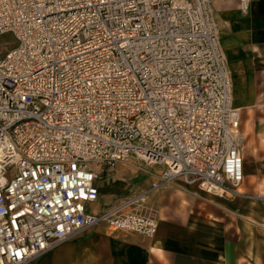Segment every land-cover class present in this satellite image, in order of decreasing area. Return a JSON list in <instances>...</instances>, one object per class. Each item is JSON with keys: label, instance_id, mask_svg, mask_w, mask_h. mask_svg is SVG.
I'll return each mask as SVG.
<instances>
[{"label": "built area", "instance_id": "1", "mask_svg": "<svg viewBox=\"0 0 264 264\" xmlns=\"http://www.w3.org/2000/svg\"><path fill=\"white\" fill-rule=\"evenodd\" d=\"M215 1L233 0H0V37L16 40L0 51V264H31L100 223L152 238L157 210L139 202L164 187L240 194ZM132 160L159 169L150 190L90 212L96 181Z\"/></svg>", "mask_w": 264, "mask_h": 264}, {"label": "crops", "instance_id": "2", "mask_svg": "<svg viewBox=\"0 0 264 264\" xmlns=\"http://www.w3.org/2000/svg\"><path fill=\"white\" fill-rule=\"evenodd\" d=\"M213 9L245 136L241 195L197 196L175 186L152 191L148 198L159 221L154 237L100 223L31 264H264V0L253 1L246 14L238 0L215 1ZM137 177L131 174L127 182ZM155 180L149 176L125 192L148 191ZM112 183L107 196L114 194ZM119 194L102 203L101 214L115 197L127 196Z\"/></svg>", "mask_w": 264, "mask_h": 264}, {"label": "rangeland", "instance_id": "3", "mask_svg": "<svg viewBox=\"0 0 264 264\" xmlns=\"http://www.w3.org/2000/svg\"><path fill=\"white\" fill-rule=\"evenodd\" d=\"M15 45H16V40L14 39V36L11 33H7V34L0 37V51L2 53L14 48ZM233 91H235L234 84H233ZM132 161H135V163L140 164V162L138 160H132ZM124 165H126V164H121L120 166H117L114 171L105 173L102 179L97 180L96 186L99 188V190H103L105 188L107 182H113L112 183V192L114 193L113 195H115V193L117 192V193H120L119 194L120 196H124V195L129 196L130 193L127 194L125 192V188L127 189V191H132V189L138 187L139 185L144 184L148 180L149 175L143 174L142 172H137L136 168L134 169V168L127 167V166L124 167ZM91 166L94 168L95 164H91ZM157 169L158 168H152L151 170H154L156 172ZM131 174H134L138 177L136 179H132L128 183L127 178H129V175H131ZM100 194H101V197H100L101 199L99 200L100 203H98V204L94 203V204L89 205L90 209L93 210L96 214L99 213L100 208H103L102 203L108 201L113 196L112 195V196L107 197L105 195L106 192L104 193L101 191H100ZM122 198H125V196L124 197H115L112 201V204L113 205L116 204ZM149 201L150 200L147 197L146 209H150V210L152 209V210L156 211L157 209H156L155 205L149 203ZM101 205H102V207H101ZM101 213H102V211H100V214Z\"/></svg>", "mask_w": 264, "mask_h": 264}, {"label": "bare ground", "instance_id": "4", "mask_svg": "<svg viewBox=\"0 0 264 264\" xmlns=\"http://www.w3.org/2000/svg\"><path fill=\"white\" fill-rule=\"evenodd\" d=\"M231 68V67H230ZM232 91H233V83H232ZM237 106H236V104H235V108H236ZM244 135V134H243ZM244 144H245V136H244V142H243V149H244ZM123 164H126V165H124V167H131V168H138V167H142V165L141 164H139V163H135V161H131V162H129V163H123ZM121 165V164H120ZM157 172H159V169H157L156 170ZM156 172H153V177L155 178L156 177ZM109 187L110 186H105V188L103 189V190H100L101 192H104L105 193V191H107L108 189H109ZM162 189H166L165 187L164 188H161V189H159V190H162ZM158 191V190H157ZM239 192L241 193V187H240V189H239ZM106 195V194H105ZM241 195V194H240ZM107 196V195H106ZM107 197H109V196H107ZM133 200V199H132ZM147 197L143 200L142 199V202H139V204L142 206V207H145V209H146V205H147ZM99 203V201L96 203V204H98ZM97 215H100V213L99 214H97Z\"/></svg>", "mask_w": 264, "mask_h": 264}]
</instances>
